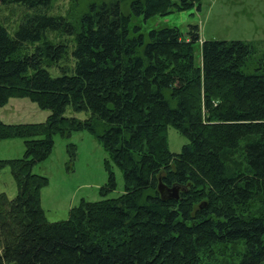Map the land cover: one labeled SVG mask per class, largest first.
<instances>
[{
  "label": "trees",
  "instance_id": "1",
  "mask_svg": "<svg viewBox=\"0 0 264 264\" xmlns=\"http://www.w3.org/2000/svg\"><path fill=\"white\" fill-rule=\"evenodd\" d=\"M0 3L22 9L13 29L0 21V106L26 97L50 110L41 122L0 120V139L24 144L21 157L0 158L17 189L0 192V264H264V54L255 43L206 39L195 63L197 25L143 31L133 20L200 0H87L64 13L52 12L53 0ZM169 125L187 137L178 152ZM77 130L108 154L103 197L48 221L47 178L32 168L55 133ZM110 161L124 181L115 197H106L116 187Z\"/></svg>",
  "mask_w": 264,
  "mask_h": 264
},
{
  "label": "rangeland",
  "instance_id": "2",
  "mask_svg": "<svg viewBox=\"0 0 264 264\" xmlns=\"http://www.w3.org/2000/svg\"><path fill=\"white\" fill-rule=\"evenodd\" d=\"M87 0H53L52 12L64 13L83 10ZM79 10V11H80ZM22 9L13 4L0 3V21L7 29L19 24ZM19 18V19H18ZM18 19V20H17ZM143 31L151 27L176 26L186 32L191 25L198 26L199 41L195 45V63L200 62L201 41L206 39H241L255 43L264 54V0H200V8L173 11L165 16L148 19L133 18ZM49 109L38 107L26 97H10L0 106V120L6 123L41 122L49 114ZM65 115L85 118L86 111L74 112L67 108ZM169 150L180 151L187 137L169 125L166 130ZM53 147L49 155L34 164L32 171L47 178L41 188L40 205L48 221L68 217L69 209L80 199L98 200L99 188L108 178L105 160L108 154L100 141L87 130H77L68 136L53 135ZM73 144V146H71ZM72 147V149H70ZM24 144L21 137L0 139V158H17L23 155ZM115 175L116 187L106 197H115L124 191L122 171L110 161ZM15 181L8 167L0 170V192L9 197L16 194Z\"/></svg>",
  "mask_w": 264,
  "mask_h": 264
},
{
  "label": "water",
  "instance_id": "3",
  "mask_svg": "<svg viewBox=\"0 0 264 264\" xmlns=\"http://www.w3.org/2000/svg\"><path fill=\"white\" fill-rule=\"evenodd\" d=\"M159 189L161 192H163L165 189H164V186L160 183L159 185ZM172 189V193L170 194V196H173L174 198H177L178 197V193H177V188H171Z\"/></svg>",
  "mask_w": 264,
  "mask_h": 264
}]
</instances>
